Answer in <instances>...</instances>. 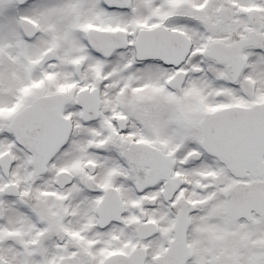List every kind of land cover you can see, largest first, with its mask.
Segmentation results:
<instances>
[{"label":"snow or ice","instance_id":"snow-or-ice-1","mask_svg":"<svg viewBox=\"0 0 264 264\" xmlns=\"http://www.w3.org/2000/svg\"><path fill=\"white\" fill-rule=\"evenodd\" d=\"M0 264H264V0H0Z\"/></svg>","mask_w":264,"mask_h":264}]
</instances>
